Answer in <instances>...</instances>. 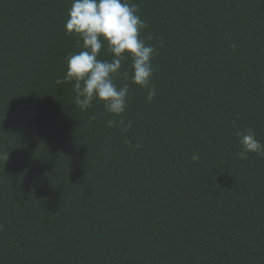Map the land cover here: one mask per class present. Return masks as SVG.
<instances>
[{
  "label": "trees",
  "instance_id": "1",
  "mask_svg": "<svg viewBox=\"0 0 264 264\" xmlns=\"http://www.w3.org/2000/svg\"><path fill=\"white\" fill-rule=\"evenodd\" d=\"M133 2L156 95L114 116L57 83L71 0H0V264H264V0Z\"/></svg>",
  "mask_w": 264,
  "mask_h": 264
},
{
  "label": "clouds",
  "instance_id": "2",
  "mask_svg": "<svg viewBox=\"0 0 264 264\" xmlns=\"http://www.w3.org/2000/svg\"><path fill=\"white\" fill-rule=\"evenodd\" d=\"M144 28L133 0H71L64 30L67 35L78 36L81 46L66 57L65 74L57 83L72 84L75 103L81 111L98 101L108 113L121 116L126 111L130 85L146 89V100L152 101L156 95L152 84L156 50L141 37ZM102 50L111 59L100 58ZM106 123L109 127L124 126L123 119ZM237 137L242 146L241 158L247 153L264 157V144L251 129L238 131ZM193 159L198 156L194 154Z\"/></svg>",
  "mask_w": 264,
  "mask_h": 264
}]
</instances>
